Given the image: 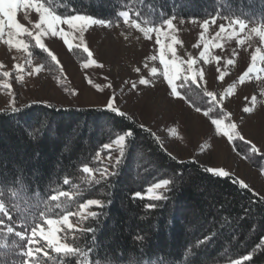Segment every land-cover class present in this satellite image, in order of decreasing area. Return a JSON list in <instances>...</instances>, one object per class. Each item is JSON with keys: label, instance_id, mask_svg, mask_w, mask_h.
Wrapping results in <instances>:
<instances>
[{"label": "trees", "instance_id": "16d2710c", "mask_svg": "<svg viewBox=\"0 0 264 264\" xmlns=\"http://www.w3.org/2000/svg\"><path fill=\"white\" fill-rule=\"evenodd\" d=\"M45 3L62 16L89 15L112 25L122 21L121 11L151 26L171 18L213 16L264 23V0ZM178 91L193 107L217 116L216 107L206 108L209 100L197 86L178 85ZM16 108L20 110L0 111V203L8 213L0 212V264H23L29 259L20 254L27 251V239L20 240L15 232L30 235L32 227L41 225L45 218L73 213L80 203L93 198L104 203L103 208L91 207L100 215L85 220L80 228L84 231L67 234L66 241L81 248L82 255L67 260L62 257L60 264H225L234 260L245 264L244 257L249 255L252 258L247 264H264V197L241 187L234 176L219 177L195 160L176 159L151 130L108 109L42 103ZM128 130L133 136L126 138L120 163L105 164L101 158L110 150L103 145ZM234 146L261 166L256 161L262 156L252 153L248 143L236 140ZM85 164L95 175L103 169L116 175L96 185L81 171ZM162 179L174 182L169 190H158L168 198L148 199L147 188ZM60 191L75 197L71 204L65 198L50 199ZM136 192L145 198L135 197ZM149 203L156 207L146 208Z\"/></svg>", "mask_w": 264, "mask_h": 264}, {"label": "rangeland", "instance_id": "374dc122", "mask_svg": "<svg viewBox=\"0 0 264 264\" xmlns=\"http://www.w3.org/2000/svg\"><path fill=\"white\" fill-rule=\"evenodd\" d=\"M213 18L215 24L210 22L206 31L201 28L204 20L211 21ZM171 19L176 27V31L171 34L180 41L174 46L176 54L185 62L189 58L194 59L196 63L193 67L203 71L204 80L199 81L198 88L209 100L210 106L205 105L206 108L216 107L217 116L209 115L205 109L197 112L196 107L182 94L181 97L172 94L163 76V65L158 59L156 34L152 33L150 39L146 38L141 31L125 24L123 18L114 25H92L83 34V44L92 53L91 59L95 63H89L88 53L82 48L69 50L61 37H52L50 34L42 37V40L57 56L59 63L53 62L31 37L25 36L23 39L31 45L29 55L6 43L10 38V30L5 26L4 34L0 36V111L30 103L107 109V102L112 99L120 112L151 130L165 151L176 159L195 160L207 168L224 169L239 182L247 184L258 196L264 197V71L261 70L264 69V61L257 59V70L246 76L243 82L239 79L252 63L254 52L258 56L264 55V42L251 32L252 28L264 26V23L244 21L246 29L232 39L227 38V33L223 34L224 38L218 41L221 47L211 48L209 62L205 63L200 57L204 40H216L220 24L227 26L236 18L213 16L205 19ZM16 20L35 32L39 14L33 9H19ZM141 26L151 25L141 23ZM61 27L68 31L67 25ZM151 27L167 30L163 22ZM202 31L203 39L200 37ZM73 35L77 38L72 43L79 44L80 34L76 32ZM16 38L12 32L11 39ZM238 40H243V43H238ZM153 56L157 58L152 59ZM215 56L221 59H211ZM168 58H171L170 54ZM229 59L234 63L229 65ZM17 65L21 68L18 69ZM183 66L186 68L187 64ZM37 68L39 71H34ZM153 68L157 69L155 74L152 73ZM5 72L9 73L7 77L4 76ZM141 78L147 79L148 85H141ZM178 85L192 84L181 79L175 82L177 90ZM207 91L213 92L219 105L211 102L205 94ZM245 107L252 108V111L245 112ZM206 111L207 116L204 115ZM212 119L235 124L243 137L242 141L250 146L255 145L257 152L254 154L262 156L256 161L261 166H256L236 149L234 141L241 139L229 142L222 132H217L211 123ZM71 134L70 138H73L75 130ZM120 155L119 147L113 144L110 153L101 159L113 166ZM87 211L92 210L89 208ZM78 212L79 208L73 212L70 222L80 229L84 221L75 214ZM41 226L47 228L44 223ZM62 242L68 243L63 239ZM33 247L48 251L47 257L41 254L37 264L61 263L63 256L47 248L45 241L40 240Z\"/></svg>", "mask_w": 264, "mask_h": 264}, {"label": "snow or ice", "instance_id": "6c2138e0", "mask_svg": "<svg viewBox=\"0 0 264 264\" xmlns=\"http://www.w3.org/2000/svg\"><path fill=\"white\" fill-rule=\"evenodd\" d=\"M24 9L29 10L33 9L36 13L39 14V21L36 23L35 28L36 31L32 32L28 28L24 27V25L20 24L16 20V13L17 10ZM120 17L123 18V22L125 24H130L131 26L135 27L139 31H141L146 38H151V34H156V44L158 45V59L161 65H163V76L164 79L167 81L168 86L172 94L176 97H181V93L177 90L175 86V82L178 80L183 79L185 83L188 81L191 82L192 85L199 87V81L204 80V73L203 71L197 70L193 67L196 63L194 59L189 58L186 62L182 61L176 54L175 45L180 43V41L176 38L174 33L176 31V27L173 24L172 19H165L163 21L164 25H166V29H162L160 27H142L141 23L138 22L136 19L130 17V14L127 11H121L119 13ZM215 24V18L211 21L204 20L201 28L205 31L207 30V26L209 23ZM109 22L103 19H95L89 15H59L53 8L45 3V0H0V36L4 34L5 26L10 30V38L6 41L9 46H15L17 49L31 54L29 49L31 45L23 39V37H31V39L35 42V45L43 50L47 54L48 57L51 58L53 62L59 63L57 56L50 51L46 45L44 44L42 37L51 35L52 37H61L63 39V43L67 46L69 50L75 48H82L85 53H88L89 56V63H95L94 60L91 59L92 53L89 51L88 47L84 46L83 44V34L86 30L90 28L92 25H105L107 26ZM146 23H150L146 21ZM183 23V21H181ZM61 25H67L68 31H65ZM247 25L243 20L235 19L231 20L229 24L226 26L225 24H220L219 31L216 33V40L209 42L204 40L203 43V51L200 52V57L204 59L205 63L209 62L210 59V49L213 47L219 48L221 44L218 42L219 40L224 38L225 33H227V38L232 39L233 37L239 36L241 32H244ZM14 32L15 36L17 37L15 40L11 39V33ZM78 32L80 36L78 39L80 40L79 44H73L72 40L76 39L74 37V33ZM251 32L259 36L261 42H264V26L261 27H254L251 29ZM200 37L204 38V31L200 33ZM238 43H243V40H238ZM169 54L171 58L169 57ZM156 56H153L152 59H156ZM211 59H215L219 61L221 59L220 56L211 57ZM257 59L264 61V55H257L256 52L252 54L251 60L252 63L248 65L247 71H245L240 77V81L243 82L246 76H249L250 73L256 71V61ZM30 62V61H29ZM187 64V67L184 68V64ZM229 65L233 64L234 61L229 59L227 61ZM18 69L21 68L20 65L16 66ZM264 71V69H261ZM34 71H39V68L34 69ZM139 71V69H136ZM157 69L153 68L152 73L155 74ZM9 75L8 72L4 73V76L7 77ZM220 78H223V74L221 73ZM141 85H148L149 81L147 79L141 78L139 80ZM183 86V85H181ZM133 87H136L133 84ZM231 88H229V92ZM211 100V102L217 103L219 105V101H216V97L211 91H207L205 93ZM226 95V94H225ZM223 96H221V100H223ZM255 99V97H253ZM107 109L113 113H117L120 116H124L123 112H120L119 109L114 105L113 100L109 99L107 102ZM20 109L13 107V112H18ZM196 111H201L200 108H196ZM210 111V110H209ZM245 112H251L252 108L245 107ZM204 115L207 116L208 112H204ZM211 123L215 126L217 132H222L225 137L228 138L229 142L234 141L235 139H243L240 135L239 131H237L236 125L233 123L225 124L222 119H212ZM133 132L132 130L126 131L122 135H118L112 141L111 144L106 143L103 145L105 150H110L114 145L118 146L120 149L121 157L124 155V148L126 143V138L132 137ZM252 153H256L257 149L255 145L251 146ZM97 159L100 156L98 152L96 154ZM120 163V160H117V164ZM81 171L84 174H87L90 177V182L98 185L105 181L109 175H116V173H108L107 169H103L100 171L99 178L95 175V170L89 167L88 164L83 165ZM207 172L210 174L219 176V177H227L229 173L224 169H217V168H208L206 169ZM65 184L68 183L67 179L64 181ZM174 182L170 179H162L157 183L152 184L150 187L147 188V198L150 200H163L167 199L168 197L162 195L158 190L164 188L165 190H169V186L172 185ZM241 187L247 188L248 185L245 184L243 181L239 182ZM135 197L144 199L145 197L142 196L140 192H136L134 194ZM61 198H65L69 204L75 199V197L67 191H60L58 193H54L51 195L50 199L52 201H59ZM95 206L96 208H103L104 203L101 199H87L85 202L79 204V212L75 213L81 219V221L88 220L89 218H96L100 215L97 211H87L89 208ZM59 207V205H57ZM156 207V204L149 203L146 205V208L151 209ZM0 212L4 213V215H8L7 211L5 210V206L3 203H0ZM73 215L72 212H65L64 215L59 216L58 218H52L51 216L44 219L43 223L47 225V228L37 224L35 227H32L31 234L25 236L22 232H15V235L20 238V240L27 239L28 241V248L26 252H21V255L28 257V260H25L23 264H37L40 259L41 254L45 257L48 256V251L41 247H33V245L39 244L40 240H43L47 243V248H50L54 253L61 254L65 260L73 258L74 256L81 254V248L74 246L73 244H69L66 242H62L63 240H67L69 236L67 233H75L78 231H84V229H77L74 225L70 222V217ZM10 218V217H9ZM0 224H3V220L0 219ZM7 231L9 233L13 232L12 227H8ZM88 232H91L92 229L88 228ZM73 240H76L77 237L72 236ZM251 256L244 257L245 264L251 260ZM232 264H241L240 260H234Z\"/></svg>", "mask_w": 264, "mask_h": 264}, {"label": "bare ground", "instance_id": "6f19581e", "mask_svg": "<svg viewBox=\"0 0 264 264\" xmlns=\"http://www.w3.org/2000/svg\"><path fill=\"white\" fill-rule=\"evenodd\" d=\"M69 119V118H68ZM34 122V121H33ZM33 127V126H32Z\"/></svg>", "mask_w": 264, "mask_h": 264}]
</instances>
